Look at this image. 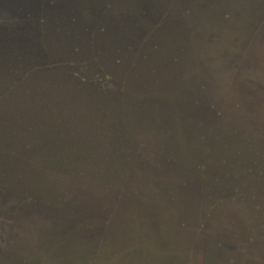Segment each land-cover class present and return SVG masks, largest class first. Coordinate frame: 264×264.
Instances as JSON below:
<instances>
[{"label": "rangeland", "instance_id": "1", "mask_svg": "<svg viewBox=\"0 0 264 264\" xmlns=\"http://www.w3.org/2000/svg\"><path fill=\"white\" fill-rule=\"evenodd\" d=\"M83 1V10H96L102 4V0ZM95 1L99 4H91ZM202 1L215 7L219 2ZM0 2V14L8 17L35 7L28 2L18 7L10 0ZM72 2L66 6L60 4L63 9L56 5L54 10L81 8ZM123 7L132 9L125 1L117 0L116 8ZM60 13L49 10L47 27ZM26 25L27 31L39 30L36 23ZM164 30L165 39L159 35L163 43L161 50L149 59L136 62L138 68L153 67L162 74L154 77L155 74L148 76L143 72L140 78L134 79L136 71L130 70L121 75L131 83L135 95H129L128 102L134 107L128 114L134 136L156 141L152 143L153 149L171 157L173 162H161L164 157L151 153L145 143L136 144V149L129 153L134 161L131 164L149 163L146 170L151 176H143L147 181L140 183V175L126 174L125 186L133 195L127 197L120 190L115 194L126 198L127 204L133 207L142 206L143 196L156 199L161 193L163 198L152 199L151 208L150 205L143 210L139 208L138 212L124 207L116 223L105 229V236L97 235L93 242L86 221L74 214L73 195L64 205L58 203V197L73 188V173L87 174L97 168V158L114 153L116 147L105 151L98 148L102 146L99 142H109L107 137L99 139L100 128L97 135L88 140L73 138L74 127L58 130L57 111L50 112L51 107L57 108L54 105L44 112H50V116L43 114L29 120L36 127L15 126L11 120L6 137L0 141V165L5 170V174L0 175V264H264L263 143L257 140L251 143L248 137L236 136L232 120L211 125V130L207 123L205 143L199 140L200 135H197L203 130L195 129L194 123L199 127L203 123L198 114L194 117L192 107H185L186 93L192 90L185 85V72L175 74L174 64L161 66L160 61L178 56V39L184 32L171 22ZM54 50H59L58 42ZM142 83L149 87L142 88L139 86ZM195 91L203 93L197 87ZM87 100L88 105L79 111L82 116L77 119L105 130L107 116L91 105L90 98ZM87 111L89 115L84 114ZM38 123L43 124L42 129L37 127ZM245 130L250 132L249 127ZM125 134L127 130L123 128L121 139ZM205 144L212 154L202 161ZM134 158H149L150 162L136 163ZM199 160L207 165L211 163L205 173L198 167ZM151 162L154 166H150ZM183 171L192 176L187 178ZM78 192L83 200L86 191ZM99 229L104 230L101 226Z\"/></svg>", "mask_w": 264, "mask_h": 264}, {"label": "trees", "instance_id": "2", "mask_svg": "<svg viewBox=\"0 0 264 264\" xmlns=\"http://www.w3.org/2000/svg\"><path fill=\"white\" fill-rule=\"evenodd\" d=\"M39 1L36 15L29 11L9 17L0 14V141L6 137L11 120L15 126L24 124L32 128L36 124L29 121L31 118L36 120L43 114L50 116L49 113L55 111L60 120L58 130L74 127L73 138L88 140L97 135V129L102 130L99 139L107 137L109 142H99L102 146L98 145V148L105 151L115 146V152L97 158V168L87 174L73 173V188L58 197V203L64 205L73 195L74 214L86 221L93 242L101 235L105 236V229L112 227L126 208L138 212L139 208L143 210L149 205L151 208L152 199L163 198L161 193L156 199L143 196L142 206L133 207L127 204L126 198L115 194L120 190L127 197L133 195L125 186L124 175L135 172L141 176L140 183L147 181L143 176H151L146 170L149 163H137L149 158H134L137 164H131L134 161L129 158V153L136 149V144L143 142L151 153L161 155L152 147L156 141L134 136L133 122L128 116L134 107L128 102L129 95H135L131 83L121 72L135 70L134 79L140 78L143 72L148 76L155 74L154 77L162 74L160 69L153 67L138 68L136 62L149 59L161 50L163 43L159 35L165 39L167 23L177 22L178 25L181 22L186 27L178 39V56L160 61L163 62L161 66L174 64L175 74L185 72V85L192 89L186 93L185 107H192L194 117L198 114L203 123L201 127L194 123L195 129L203 130L197 135H200L199 140L205 143L207 123L211 130V125L232 120L236 136L248 137L251 143L262 141L261 148H264V0H218V9L202 0H123L135 3V9L116 8L117 0H102L103 6L96 10H83L82 7L54 10L56 5L66 6L71 0ZM74 1L72 5H76ZM49 10L61 13L47 27ZM29 22L36 23L39 30L27 31ZM119 30L121 33H116ZM187 30L193 33L188 35ZM56 42L59 44L57 52L54 50ZM190 42L194 43L198 54H191ZM139 86L149 87L146 83ZM196 87L203 93L195 91ZM87 98L93 107H98L107 116L105 130L77 119L82 116L79 111L89 103ZM49 107L52 111L44 113ZM84 114L89 115V112ZM37 125L42 129V123ZM246 127L250 132L245 130ZM123 128L127 135L121 139ZM131 144L134 145L128 148ZM202 153V161L212 154L207 145ZM161 156L164 157L161 162H173L171 157ZM202 161L198 167L205 173L206 166L209 169L211 163L207 165ZM208 161L211 162L210 157ZM152 164L154 162L150 166H154ZM2 174L5 170L0 165ZM184 174L187 178L192 176L186 171ZM78 191H86L83 200ZM101 231L104 233L100 234Z\"/></svg>", "mask_w": 264, "mask_h": 264}, {"label": "water", "instance_id": "3", "mask_svg": "<svg viewBox=\"0 0 264 264\" xmlns=\"http://www.w3.org/2000/svg\"><path fill=\"white\" fill-rule=\"evenodd\" d=\"M0 1H4V2L6 3L8 0H0ZM10 2H13V3L15 4V6H17V7H18V4H22V3H25V2H28V4H32V5H34L35 7H34L33 9L23 10V13L29 11V12L34 13L35 15H36V13H37V11H38V6H39V4H40V1H39V0H38V1H36V0H26L25 2H22L21 0H10ZM74 2L76 3V5H80V7H82V4L85 5V3H84L85 1L82 2V0H81L80 2H77V1L75 0ZM0 3H1V2H0ZM91 4L98 5L99 3L95 1V2H92ZM221 5H222V3H221ZM102 6H103V5L101 4L99 8H101ZM126 6L132 8V9H135V3H133V2H126ZM219 6H220V5H219V2H218V3H217V9H218ZM82 8H83V7H82ZM99 8H98V9H99ZM216 11H217V10H216ZM23 13H19L18 15L23 14ZM174 27H176V28L181 27V28L183 29V32H184L185 29H186L185 25H184L183 23H181V22H180V24H178V25H177V22H176V24H174ZM192 33H193L192 31L187 30V34H188V35H191ZM49 38H50V37H49ZM194 42H195V41H194ZM188 44L190 45V47H189V51H192L191 54H193V55L195 54V55H196V54L199 53L198 49H195V47H193V45H194L193 42H190V43H188ZM203 54H207V52H203ZM90 199H91V198L88 199V202H89V203H91ZM75 202H77V200H75ZM91 206H92V205H91ZM87 208L90 210V206H88Z\"/></svg>", "mask_w": 264, "mask_h": 264}]
</instances>
